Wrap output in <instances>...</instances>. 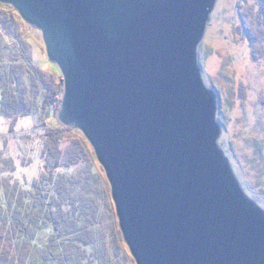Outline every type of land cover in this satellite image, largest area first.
<instances>
[{
	"label": "water",
	"instance_id": "95a60500",
	"mask_svg": "<svg viewBox=\"0 0 264 264\" xmlns=\"http://www.w3.org/2000/svg\"><path fill=\"white\" fill-rule=\"evenodd\" d=\"M64 76L60 121L105 169L137 264H264V210L219 144L198 63L217 0H0Z\"/></svg>",
	"mask_w": 264,
	"mask_h": 264
},
{
	"label": "rangeland",
	"instance_id": "374dc122",
	"mask_svg": "<svg viewBox=\"0 0 264 264\" xmlns=\"http://www.w3.org/2000/svg\"><path fill=\"white\" fill-rule=\"evenodd\" d=\"M0 22L8 27L0 25L1 84L9 96L17 91L28 112L17 118L10 109L5 118L0 103V192L13 196L15 188L30 189L51 174L57 186L68 184L64 192L69 199H85L89 204L86 218L78 223L79 231L89 230L93 242L66 246L63 254L71 256L68 264L76 259L81 264H137L124 240L111 185L94 148L80 129L59 119L64 76L50 61L42 32L26 23L13 6L1 2ZM26 58L36 65L34 72ZM198 63L206 86L218 96L219 144L244 192L264 210V17L259 0H217L199 45ZM16 77L18 85L12 80ZM50 83L59 91L53 103L48 96ZM1 97L0 88V102ZM36 103L41 107L38 112L33 108ZM49 105L50 115L43 109ZM51 131L60 132L65 161L75 152L81 154L78 164L51 169L53 159L46 162L45 157ZM71 219L66 232L74 238L77 228L72 225L73 215Z\"/></svg>",
	"mask_w": 264,
	"mask_h": 264
},
{
	"label": "trees",
	"instance_id": "16d2710c",
	"mask_svg": "<svg viewBox=\"0 0 264 264\" xmlns=\"http://www.w3.org/2000/svg\"><path fill=\"white\" fill-rule=\"evenodd\" d=\"M264 17V0H259ZM5 22L0 25L7 27ZM9 26V25H8ZM4 28L5 30H7ZM260 56V53H258ZM26 61L30 71L36 65L28 58ZM1 64V63H0ZM34 72V71H33ZM2 74L0 71V88L2 91L1 105L3 116L9 118V110L16 111L17 118H22L28 114L21 104V99L17 91L9 96L6 87L1 83ZM45 78L44 76L42 77ZM18 85V77L12 79ZM35 81L38 79L35 77ZM46 80V79H45ZM51 84V83H50ZM50 103L54 102L59 95V91L54 90L51 84L47 87ZM40 103H36L33 108L38 112ZM51 114L50 105L43 108ZM46 162L53 159L51 169L60 168L66 163L76 165L82 159L79 152L69 155L64 160L60 149V132L51 131L49 134ZM79 154V155H78ZM69 166V165H68ZM53 171V170H52ZM46 179L35 182L30 189L20 190L15 188L13 196L8 197L0 192V264H68L69 255H64L66 246L74 244L90 245L89 230L79 231L78 220L86 218L89 204L79 199H69V193L64 192L68 184L62 182L57 186V179L52 175H45ZM58 188V189H57ZM68 199V200H67ZM75 208V209H74ZM70 209H74L71 213ZM72 215L74 221V238L66 232V228L71 225ZM69 235V236H68ZM69 259V258H68ZM78 262V263H77ZM72 264H81L78 259Z\"/></svg>",
	"mask_w": 264,
	"mask_h": 264
}]
</instances>
